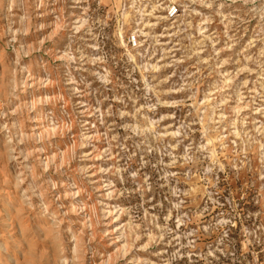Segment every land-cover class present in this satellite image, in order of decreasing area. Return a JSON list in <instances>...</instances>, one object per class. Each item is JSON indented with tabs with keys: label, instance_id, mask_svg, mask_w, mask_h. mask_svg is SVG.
<instances>
[{
	"label": "rangeland",
	"instance_id": "1",
	"mask_svg": "<svg viewBox=\"0 0 264 264\" xmlns=\"http://www.w3.org/2000/svg\"><path fill=\"white\" fill-rule=\"evenodd\" d=\"M0 264H264V0H0Z\"/></svg>",
	"mask_w": 264,
	"mask_h": 264
},
{
	"label": "bare ground",
	"instance_id": "2",
	"mask_svg": "<svg viewBox=\"0 0 264 264\" xmlns=\"http://www.w3.org/2000/svg\"><path fill=\"white\" fill-rule=\"evenodd\" d=\"M65 260V259H64Z\"/></svg>",
	"mask_w": 264,
	"mask_h": 264
}]
</instances>
